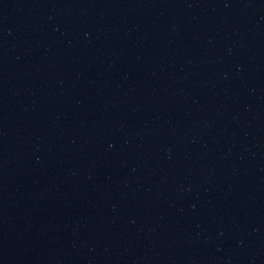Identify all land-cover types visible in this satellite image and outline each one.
<instances>
[{
	"label": "water",
	"instance_id": "obj_1",
	"mask_svg": "<svg viewBox=\"0 0 264 264\" xmlns=\"http://www.w3.org/2000/svg\"><path fill=\"white\" fill-rule=\"evenodd\" d=\"M0 264H264V0H0Z\"/></svg>",
	"mask_w": 264,
	"mask_h": 264
}]
</instances>
